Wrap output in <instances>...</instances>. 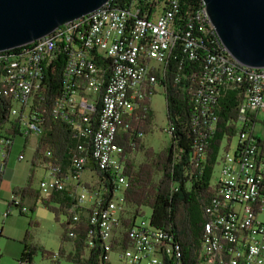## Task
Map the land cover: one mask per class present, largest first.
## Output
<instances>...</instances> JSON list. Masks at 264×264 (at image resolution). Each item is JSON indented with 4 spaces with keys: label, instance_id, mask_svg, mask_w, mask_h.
Wrapping results in <instances>:
<instances>
[{
    "label": "built area",
    "instance_id": "1",
    "mask_svg": "<svg viewBox=\"0 0 264 264\" xmlns=\"http://www.w3.org/2000/svg\"><path fill=\"white\" fill-rule=\"evenodd\" d=\"M103 5L102 14L94 9L27 44L0 50V84L11 105L3 126L21 136L34 134L37 141L45 129L39 107L44 75L59 58L63 61L61 91L51 115L68 122L77 143L64 168L50 161L52 153L45 151L46 159L37 164L45 171L38 181L39 193L58 191L66 198L69 225L81 218L92 225L87 242L93 245L92 234L101 239L100 257L106 263L116 249L127 264H141L143 259L146 264H183L174 235L153 225L149 215L137 219L136 214L123 224L128 217L127 156L117 139L137 126L141 103L148 101L150 106L155 87L162 88L159 78L171 57L178 56L180 68L183 61L201 56L191 93L197 133L193 163L204 161L205 143L199 139L215 131L217 103L228 92L236 103L234 118L226 125L233 127L237 139L232 154V135L222 139L227 147L218 176L210 180L213 192L204 207L208 220L198 258L201 264H264V66L249 67L234 59L202 0L197 6L185 0ZM150 65L159 66L158 73L149 72ZM14 136L0 135V171ZM86 171L89 176L83 179ZM21 200L13 193L5 213L12 205L27 212L30 206Z\"/></svg>",
    "mask_w": 264,
    "mask_h": 264
},
{
    "label": "trees",
    "instance_id": "2",
    "mask_svg": "<svg viewBox=\"0 0 264 264\" xmlns=\"http://www.w3.org/2000/svg\"><path fill=\"white\" fill-rule=\"evenodd\" d=\"M187 3L197 6L201 0H185ZM128 0H108V4L114 7L124 6ZM203 42L206 49L208 45ZM62 60L58 59L54 69L46 70L42 89V101L39 103L41 114L44 117L45 129L36 141L31 156V165L35 166L42 159H46L44 153L50 150L52 156L49 158L53 163L64 168L68 158L74 153L77 139L72 135L70 126L61 117H52L53 100L61 91L62 82ZM201 56L193 61H183L178 66V56L171 57L166 65L163 75L159 78L163 85L165 96L166 118L170 127V141L159 151L144 146L142 135L152 129L153 110L148 106V101H142L140 119L138 126L133 130L123 132L118 136V143L122 146L125 160V171L127 173V186L124 189L128 217L123 219L127 225L134 216L139 213L141 205L150 207V222L170 231L181 248V259L183 264H201L198 253L201 248V237L204 234L205 222L208 215L204 210L213 188L210 180L213 177L214 165L221 146L222 139L233 135V127L226 125V121L234 118L235 103L232 92H228L220 99L217 108L216 129L210 135L201 137L200 142L205 143L204 161L195 165L192 161V150L197 133L192 124L194 116L191 101L192 87L201 70ZM177 77V79H176ZM222 104V105H221ZM10 100L5 96L0 84V129L3 128L10 110ZM6 134L14 136L17 132L4 130ZM141 152L143 160L135 163L131 157L132 153ZM0 171V181H1ZM32 171L23 186L13 187L12 193H17L21 199L26 197L37 200L40 197L38 189L32 188ZM42 202L55 210L64 212L66 198L58 191L48 196H41ZM56 200L58 206H50L48 201ZM8 207L10 200L8 201ZM33 210V204L30 205ZM21 212V211H20ZM31 222V219H29ZM92 225L81 218L69 225L65 220L60 232V245L57 252L46 251L31 241L29 228L24 230L22 237V248L17 261H32V256L39 248L43 254L52 257H63L73 261L75 264H108L101 259L103 253L101 239L91 235L93 245L87 242L88 233ZM67 243L70 247L66 248Z\"/></svg>",
    "mask_w": 264,
    "mask_h": 264
},
{
    "label": "rangeland",
    "instance_id": "3",
    "mask_svg": "<svg viewBox=\"0 0 264 264\" xmlns=\"http://www.w3.org/2000/svg\"><path fill=\"white\" fill-rule=\"evenodd\" d=\"M165 96L161 87H155V92L149 100V104L153 110L152 116V129L143 134L142 141L144 146L151 147L154 151L161 150L167 146L170 141V135L167 132L168 121L166 118ZM138 126V122H137ZM6 126L0 129V135L6 134L4 131ZM13 145L10 154L4 158V169L1 172L0 181V227L3 228L0 233V264H18L17 260L20 255L22 237L24 230L29 228L31 233V241L36 243L38 247L44 248L46 251L57 252L60 245V232H62V223L65 221L67 214L60 210L56 214L55 210L48 207L42 202L40 197L35 200L34 198H24L22 202L35 201L33 203V210L29 208L27 212H20L16 205L11 206V210L5 215V209L8 207V201L12 198L13 187L23 186L32 171V188L37 189L39 179L44 175V169L39 166L31 165V156H33V146L36 145L37 138L34 134L28 136V141L23 147L22 143L25 136L16 134L14 136ZM236 133L230 139L228 151L232 154L236 145ZM227 142L224 140L219 148L218 158L219 161L214 165L213 180L218 176L220 157L223 155ZM0 153V160H1ZM21 157L19 158L18 156ZM131 157L135 163L143 160L141 152L132 153ZM14 176V182L10 185V177ZM89 172L82 173V178L86 179ZM22 184V185H21ZM6 200H8L6 202ZM50 206H58L56 200L48 201ZM150 213L148 205H141L137 219L142 216L147 217ZM31 219V222H29ZM19 247V248H18ZM70 247L67 243L66 248ZM18 251V252H17ZM17 253V254H16ZM25 264H75L73 261L57 256H46L39 248L36 249L32 256V261ZM108 264H127L118 258L117 250L113 249L108 254ZM141 264H146V259L141 261Z\"/></svg>",
    "mask_w": 264,
    "mask_h": 264
},
{
    "label": "water",
    "instance_id": "4",
    "mask_svg": "<svg viewBox=\"0 0 264 264\" xmlns=\"http://www.w3.org/2000/svg\"><path fill=\"white\" fill-rule=\"evenodd\" d=\"M108 0H0V50L27 44ZM225 48L238 62L264 66V0H202Z\"/></svg>",
    "mask_w": 264,
    "mask_h": 264
},
{
    "label": "crops",
    "instance_id": "5",
    "mask_svg": "<svg viewBox=\"0 0 264 264\" xmlns=\"http://www.w3.org/2000/svg\"><path fill=\"white\" fill-rule=\"evenodd\" d=\"M30 135V134H29ZM28 135V136H29ZM28 136L27 137H24V141H23V143H22V146L24 147L25 145H26V143H27V141H28ZM14 138L15 137H13V141H14ZM13 141H11V145H10V147H9V149H8V152H7V155H9L10 154V150H11V147H12V145H13ZM35 148V146H33V149ZM7 155H5V157H7ZM5 160H6V158H5ZM6 163V161L4 162V164ZM12 182H14V176L13 175H11V177H10V185L12 186ZM22 185V184H21ZM11 194H13L12 192H11ZM28 199H30V198H28ZM22 200H24V199H22ZM21 200V201H22ZM8 200H6V202H7ZM35 201H28L27 203H24V204H27V205H31V204H33ZM6 210V209H5ZM9 213V212H8ZM8 213H5V215H7ZM2 230H3V228H1L0 227V233L2 232ZM22 245H23V243H22ZM22 245H21V248H22ZM19 248V247H18ZM18 252V251H17ZM17 254V253H16ZM25 264V263H24Z\"/></svg>",
    "mask_w": 264,
    "mask_h": 264
},
{
    "label": "bare ground",
    "instance_id": "6",
    "mask_svg": "<svg viewBox=\"0 0 264 264\" xmlns=\"http://www.w3.org/2000/svg\"><path fill=\"white\" fill-rule=\"evenodd\" d=\"M103 8H104V5H102L101 7H98V8H95V13H99V14H102L103 12ZM224 46V45H223ZM225 47V46H224ZM158 70H159V66L157 65H150V70L149 72H157L158 73ZM219 103L220 101H218L217 103V108L219 106ZM222 105V104H221Z\"/></svg>",
    "mask_w": 264,
    "mask_h": 264
}]
</instances>
